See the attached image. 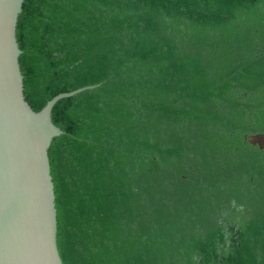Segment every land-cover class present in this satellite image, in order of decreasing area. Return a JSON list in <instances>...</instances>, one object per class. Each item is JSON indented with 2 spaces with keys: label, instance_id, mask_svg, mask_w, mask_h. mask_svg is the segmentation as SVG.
Returning <instances> with one entry per match:
<instances>
[{
  "label": "trees",
  "instance_id": "trees-1",
  "mask_svg": "<svg viewBox=\"0 0 264 264\" xmlns=\"http://www.w3.org/2000/svg\"><path fill=\"white\" fill-rule=\"evenodd\" d=\"M63 264H264V0H23Z\"/></svg>",
  "mask_w": 264,
  "mask_h": 264
},
{
  "label": "water",
  "instance_id": "water-1",
  "mask_svg": "<svg viewBox=\"0 0 264 264\" xmlns=\"http://www.w3.org/2000/svg\"><path fill=\"white\" fill-rule=\"evenodd\" d=\"M23 0H0V264H63L48 147L63 133L54 103L98 84L59 92L38 111L23 93L15 30ZM246 139L264 147V132Z\"/></svg>",
  "mask_w": 264,
  "mask_h": 264
}]
</instances>
